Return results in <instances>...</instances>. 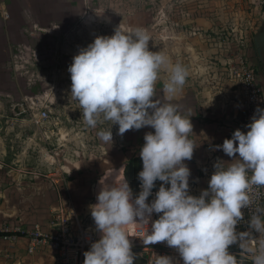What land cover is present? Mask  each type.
Wrapping results in <instances>:
<instances>
[{"label":"clouds","instance_id":"9594fccd","mask_svg":"<svg viewBox=\"0 0 264 264\" xmlns=\"http://www.w3.org/2000/svg\"><path fill=\"white\" fill-rule=\"evenodd\" d=\"M149 42L143 29L126 32L119 26L111 36H97L80 48L67 69L71 96L83 109L87 126L96 128L102 117L112 126L118 125L121 136L129 130L154 129L144 135L139 152V194L133 196L124 178L101 183L97 203L90 205L100 238L84 252L83 264H134L136 257L125 226H148L150 222L151 232L147 231L143 244L165 242L178 252L183 264H245L228 249L247 236L237 233L236 226L243 219L241 210L250 204L249 189L264 186V108H256L245 125L247 131L236 129L231 138L215 146L232 158L231 163L224 167L222 160L217 161L208 187L199 196L189 194L191 172L184 161L192 159L195 148L188 138L193 133L191 120L176 105L161 102L155 88L160 71H167L162 93L171 99L182 89L188 72L162 52L149 50ZM112 126L97 132L102 142L112 144ZM156 181L162 183L155 198L146 202ZM154 213L158 219L152 220ZM261 215L264 209L258 208L249 220L256 233H264ZM251 260L264 264V243ZM149 264L174 261L153 252Z\"/></svg>","mask_w":264,"mask_h":264},{"label":"crops","instance_id":"0c3cea01","mask_svg":"<svg viewBox=\"0 0 264 264\" xmlns=\"http://www.w3.org/2000/svg\"><path fill=\"white\" fill-rule=\"evenodd\" d=\"M71 1L64 0V10L71 9ZM83 3L88 5L87 0H83ZM247 4L251 10L255 8L257 21H248L251 25L250 38L248 47L243 48V51L252 58L264 92V8L257 5L255 0H248ZM183 22V26L193 27L201 32H182L177 35L182 47L176 52H179L182 59L187 57L203 60H200L196 67L192 62L185 67L188 72L186 82L171 99L162 93L169 76L167 71L165 83L156 89V93L161 102L176 105L180 114L191 120L193 133H190L188 138L195 148L192 159L184 163L191 172L189 194L199 196L201 191L208 187L217 161L222 160L220 163L224 167L231 163L232 158L222 150H216L215 146L221 145L224 139L231 138L236 129L242 130L241 120L245 106L240 89L230 75V63L233 62L237 51L230 50L225 44L226 41L223 42L224 39H218L213 44L216 38L212 33L224 24L218 21ZM95 24L94 21H83L85 30L89 33ZM60 25L61 22L56 21V0H0V123H8L7 127L0 125L1 131L5 129L11 132L19 127L22 129V117L2 113L3 107L13 111L18 106H28L32 98L29 99L27 83L24 90L20 85L22 79L27 81L34 75L44 73L56 74V62L59 63V59L73 58L72 55L77 54L73 47L79 38H88L92 43V34L63 33L59 36L56 49V32ZM36 41L42 42V45L37 46ZM168 50L169 56L172 57L173 48ZM53 89H56V85ZM148 132H154V129L144 127L140 130H129L122 135L129 145V150L125 153L116 147L114 161L108 168L113 170H105L106 174L96 186V196L101 183L108 184L112 183L114 178L116 181L124 178L120 168L126 171L130 160H133L136 171L142 170L139 152L144 143V135ZM106 150H109V147ZM2 166H6L5 163L0 165ZM113 172L118 173L116 177L112 176ZM76 186L71 182L63 189L56 184V188L49 190L51 194L48 193L47 200L45 193H39L34 198V206H30V188L27 180L0 179V225H9L11 233H19L20 228H34L36 225L43 231H48L52 214L62 210L75 199ZM138 186L140 188V182ZM159 186L156 185L157 190ZM157 190L153 188L147 202L150 203L155 198ZM67 194H71V197ZM45 202L49 204H44ZM251 241H254L256 246H252ZM261 243H264V233H256L254 240L244 237L241 242L238 240L230 245L228 250L229 253H242L252 258L254 252L259 251ZM30 245L31 239L25 235H20L16 241H0V264H58L56 249L39 246L34 253H30ZM174 253L180 262L178 252L174 250Z\"/></svg>","mask_w":264,"mask_h":264},{"label":"rangeland","instance_id":"374dc122","mask_svg":"<svg viewBox=\"0 0 264 264\" xmlns=\"http://www.w3.org/2000/svg\"><path fill=\"white\" fill-rule=\"evenodd\" d=\"M87 1L88 5L85 6L83 0H72L69 4L71 9L64 10V0H56V21L61 22L56 32V49L59 36L63 33L92 34L94 41L95 36L114 34V30L119 26L126 32L141 28L150 37L149 50L167 54L173 64L180 63L187 67L192 62L196 67L203 59H182L179 52H176L182 47L177 35L182 32H201L193 27L183 26V21H218L224 24L212 33L216 38L213 44L218 39H224L223 42L226 41L225 44L230 50H236V53L248 47L251 30L248 21H257L255 8L250 9L248 0ZM83 21L96 23L90 33L85 30ZM90 42V39L81 37L74 43L76 46L73 45V48L78 53L80 48L86 47ZM36 45L40 47L42 42L36 41ZM171 47L172 57L169 56L168 50ZM71 63L72 58H61L59 63L56 62V74L44 73L34 75L27 81L21 80L23 90L28 85L29 99L32 98L35 104L30 100L28 106H18L13 111L3 107V114L22 117L24 121L22 129L19 127L11 132L0 129V151L3 150L0 152V165H6L0 167V179L27 180L30 188V206H34L37 194L45 193L47 200L48 193L51 194L49 190L56 188V184L66 189V184L74 182L77 185V194L69 204L77 214L86 218L88 224L95 226L90 205L96 203V186L106 174L105 170H113L108 168L114 161L116 147L126 153L129 145L126 139L118 134V125L112 126L111 122L104 121L102 117L96 128L86 125L82 116L83 109L71 96V79L67 70ZM165 80L166 71L161 70L155 88H161ZM55 85L56 89L52 90ZM37 109H47L50 114V119L42 126H37L31 121V116ZM0 125L7 127L8 123L2 122ZM111 126L112 144L104 143L97 136V132L110 130ZM108 147L109 150H106ZM138 173L134 169L133 160L128 163L127 170H123V176L134 197L141 191L138 186ZM155 183L160 185L162 182ZM154 190L157 188L154 187ZM68 196L71 197V194ZM46 202L44 204H49ZM156 216L158 217V214ZM136 225L140 224L126 225L125 230L129 229L131 235H135L133 229ZM143 246L141 239L132 247L136 257L134 264H147ZM178 264H183L182 260Z\"/></svg>","mask_w":264,"mask_h":264},{"label":"built area","instance_id":"2783aa9c","mask_svg":"<svg viewBox=\"0 0 264 264\" xmlns=\"http://www.w3.org/2000/svg\"><path fill=\"white\" fill-rule=\"evenodd\" d=\"M255 3L264 8V0H255ZM230 75L234 83L239 87L243 104L245 106L241 128L247 131L245 125L251 122L257 107L264 108V92L260 86L259 76L252 58L243 50L236 53L233 62L230 63ZM32 104H35L31 100ZM50 119L47 109H37L31 116V121L42 126ZM251 174H249L250 176ZM250 204L242 209L243 219L237 224L238 233H247L246 238L254 240L256 232L249 227V220L256 210L264 209V186H252L249 189ZM158 219L156 215L152 220ZM264 220V215H261ZM49 230L43 231L39 225L34 228H20L19 233H11L9 225H0V241H16L20 235L28 236L31 239L29 252L34 253L39 246H50L58 252V264H83L84 252L90 249L91 243L100 238L96 227L88 224L85 217H81L68 204L62 210L54 212L48 224ZM135 235L128 229L127 233L132 247L144 238L147 231L151 232L149 225H136L133 229ZM256 246L254 241L250 242ZM143 254L146 255L147 264L153 259V252L158 256H169L174 264H178L174 248L168 247L165 242H158L149 246H143Z\"/></svg>","mask_w":264,"mask_h":264},{"label":"water","instance_id":"95a60500","mask_svg":"<svg viewBox=\"0 0 264 264\" xmlns=\"http://www.w3.org/2000/svg\"><path fill=\"white\" fill-rule=\"evenodd\" d=\"M232 254L233 256L236 257L237 261H240V260H244L245 261V264H252V260L250 257L246 256L245 254H242V253H237V252H234V253H230ZM248 258H246V257Z\"/></svg>","mask_w":264,"mask_h":264},{"label":"trees","instance_id":"16d2710c","mask_svg":"<svg viewBox=\"0 0 264 264\" xmlns=\"http://www.w3.org/2000/svg\"><path fill=\"white\" fill-rule=\"evenodd\" d=\"M120 172L123 174V169L122 168H120Z\"/></svg>","mask_w":264,"mask_h":264}]
</instances>
